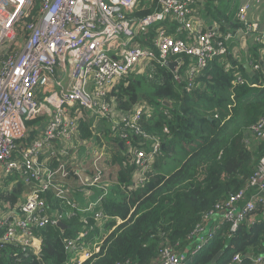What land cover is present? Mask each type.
<instances>
[{
    "label": "built area",
    "instance_id": "2783aa9c",
    "mask_svg": "<svg viewBox=\"0 0 264 264\" xmlns=\"http://www.w3.org/2000/svg\"><path fill=\"white\" fill-rule=\"evenodd\" d=\"M32 4L33 0H0V188L10 179L8 182L29 189L13 205L0 195V245H12L38 256L40 241L35 233L39 229L57 226L76 213L81 214L84 225L86 214L97 222L102 218L94 211L108 193L105 178L109 168L92 141L78 139L79 121H110L112 131L121 132L119 138L127 146L131 147L130 137H138L139 146L149 144L147 153L132 149L137 172L131 189H136L144 183L160 143L138 127L149 107L115 110L107 100L108 93L151 63L166 68L167 62H177L174 78L179 82L177 71L183 57L192 62L187 71L190 88L194 75L208 61L225 55L232 44L241 46L250 38L264 48V30L259 33L249 19L253 5L263 7L264 0L240 4L236 13L240 26L225 32L221 30L227 27L223 21L203 27L205 20L198 14L203 4L199 0H159L156 9L142 18L135 16L142 5L140 0H40L36 21L24 26L26 35L19 41L17 23L29 16ZM172 22L175 32L169 34ZM152 30L155 36L150 45L137 43L138 36L147 41ZM169 57L175 59L170 61ZM235 82L242 84L245 79L238 74ZM38 117L44 121L28 125ZM251 133L263 140L264 120L252 126ZM84 144L89 149L87 162L77 156L78 147ZM71 176H75L78 192L65 184ZM249 189L254 191L248 194ZM89 192L95 196L94 201H77V193L88 199ZM47 194L59 202L61 209L54 208ZM258 204L264 208V157L247 188L231 194L203 216L204 222L193 233L192 249L176 254L166 248L156 263L186 264L223 225H229L230 233L236 232ZM88 235L89 229H83L64 242L65 251L75 254L72 264L98 251V243L85 244ZM229 264H241V258L236 255ZM251 264H264V249L251 258Z\"/></svg>",
    "mask_w": 264,
    "mask_h": 264
},
{
    "label": "trees",
    "instance_id": "16d2710c",
    "mask_svg": "<svg viewBox=\"0 0 264 264\" xmlns=\"http://www.w3.org/2000/svg\"><path fill=\"white\" fill-rule=\"evenodd\" d=\"M140 1L142 5L135 13L139 18L152 13L159 4V0ZM199 1L203 9L198 14L206 23L225 22L223 32L240 26L236 13L241 0ZM39 9L40 0H33L29 16L17 23L19 41L26 35L24 26L36 21ZM175 28L172 22L168 33L175 32ZM154 36L152 30L147 41L143 36L136 41L150 45ZM250 44L244 56L236 55L240 59L232 55L233 50L239 49L232 44L225 55L208 61L191 79L190 88L187 71L192 62L187 57L182 58L177 71L179 82L168 69L151 63L143 72H135L117 83L107 100L121 112L139 104L149 107L138 127L160 143L159 154L145 173L144 183L131 189L137 172L132 149L141 148L147 153L149 144L139 146L138 137H130L131 147L127 146L119 138L121 132L112 131L110 121L103 120L108 126L99 137L86 121H79L78 139L92 141L109 168L105 178L108 193L94 211L101 214V220L97 222L86 214L84 225L81 214L76 213L61 220L64 229H39L35 233L41 242L38 256L25 254L12 245H0V264H68L70 253L65 251L64 242L74 239L83 229H89L85 244L98 243V251L74 264H153L166 248L176 254L192 249L193 233L204 222L203 216L231 194L247 188L264 157V139L257 140L251 133V127L264 120V48L257 42ZM244 64L252 67L249 73ZM238 74L245 79L242 84L235 82ZM43 121L38 117L28 125ZM68 179L65 184L78 192L75 176ZM17 185L13 194L1 188L4 202L13 205L24 193L23 185ZM253 191L249 189L248 194ZM46 197L55 209H61L51 194ZM103 223L107 231L99 237ZM263 249L264 208L258 204L236 232L230 233L229 225H223L187 264H229L236 255L241 264H251V258L261 255Z\"/></svg>",
    "mask_w": 264,
    "mask_h": 264
},
{
    "label": "crops",
    "instance_id": "0c3cea01",
    "mask_svg": "<svg viewBox=\"0 0 264 264\" xmlns=\"http://www.w3.org/2000/svg\"><path fill=\"white\" fill-rule=\"evenodd\" d=\"M246 0H241L240 1V4L244 3ZM239 4V5H240ZM249 19L256 25L257 29H258V32H262L264 30V6L263 7H258V4H254L253 5V10L249 13ZM210 24L208 23H203V27H208ZM248 41V42H247ZM247 41L243 42L242 44H240L241 46H238L239 49L238 50H233V56L234 57H237L236 55L238 56H241V53H243V56L247 53V49H248V46L251 45L250 43V38L247 39ZM247 42V43H246ZM239 58V57H237ZM240 59V58H239ZM249 66V68L251 69L250 65L249 64H246ZM227 67H230L229 65ZM18 185H14L13 183L11 182H7V184L5 183V190L4 192H8V194H13V190L15 188H17ZM24 187V194H26L28 192V187H25V186H22V188ZM89 196L92 197V193L89 192L88 193ZM18 196V195H16ZM91 197H89L88 199H84L82 198L81 195H79V193H77V196H76V199L78 202H80L81 204H84V203H87ZM19 197H17L16 201L20 200L18 199ZM3 200V199H2ZM4 201V200H3ZM5 202H9L11 203L10 201H5ZM16 203V202H15ZM63 223V222H62ZM101 228V226H100ZM106 231H102L100 229V234L101 235H104ZM37 243V242H36ZM38 244L41 246V242H38ZM37 244V245H38Z\"/></svg>",
    "mask_w": 264,
    "mask_h": 264
},
{
    "label": "rangeland",
    "instance_id": "374dc122",
    "mask_svg": "<svg viewBox=\"0 0 264 264\" xmlns=\"http://www.w3.org/2000/svg\"><path fill=\"white\" fill-rule=\"evenodd\" d=\"M111 118L115 119L116 116H112ZM105 126L107 127L108 124H105ZM90 127L93 131V133L96 135V136H99V133L103 130L104 128V123H101V121L98 119V120H95L94 118H91L90 120ZM118 148V146H116ZM89 151L88 149V146L86 144L82 145V146H79L78 147V151H77V156L81 159H83L85 162L89 161L88 159V156H87V152ZM4 186H2L1 188H3ZM0 188V189H1ZM24 197V193L19 195V199L21 200L22 198ZM95 199V196L91 197V199L87 202L89 203L90 201H94ZM104 226H106L104 223L101 225V230L102 231H107L106 228H104ZM101 234H99V237H100ZM75 259V254H72L70 253L69 254V259H68V264H72L73 261Z\"/></svg>",
    "mask_w": 264,
    "mask_h": 264
},
{
    "label": "water",
    "instance_id": "95a60500",
    "mask_svg": "<svg viewBox=\"0 0 264 264\" xmlns=\"http://www.w3.org/2000/svg\"><path fill=\"white\" fill-rule=\"evenodd\" d=\"M164 1H166V0H161V2H164ZM176 63L177 62H167L166 64H165V67L172 73V74H174L175 75V66H176ZM244 68H245V70H246V73H249L250 72V68H249V66L248 65H246V64H244ZM164 105H166L167 107H170L168 104H166V103H164ZM57 227H59V228H62V229H64L65 228V226H64V224L62 223V222H59L58 224H57ZM220 255V254H219ZM219 255L218 256H216L215 258H214V261H216L217 259H218V257H219ZM153 264H157L156 262L155 263H153Z\"/></svg>",
    "mask_w": 264,
    "mask_h": 264
},
{
    "label": "clouds",
    "instance_id": "9594fccd",
    "mask_svg": "<svg viewBox=\"0 0 264 264\" xmlns=\"http://www.w3.org/2000/svg\"><path fill=\"white\" fill-rule=\"evenodd\" d=\"M165 69H167V68H165ZM171 74H172V73H171ZM173 75H174V74H173ZM123 80H124V79H123ZM121 81H122V80H121ZM139 105L141 106V105H144V104H139ZM136 106H138V105H136ZM134 107H135V106H134ZM134 107H133V108H134ZM133 108H132V109H133ZM132 109H131V110H132ZM103 123H104V128H103V130H104V129H105V124H106V123H105V122H103ZM88 126H90V124H89ZM111 127H112V125H111ZM90 128H91V127H90ZM91 130H92V129H91ZM92 132H93V131H92ZM94 135H95V134H94ZM95 136H96V135H95ZM186 264H187V263H186Z\"/></svg>",
    "mask_w": 264,
    "mask_h": 264
}]
</instances>
